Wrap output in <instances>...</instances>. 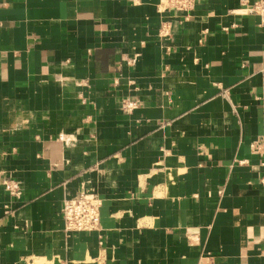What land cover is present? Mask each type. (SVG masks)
Wrapping results in <instances>:
<instances>
[{"label":"crops","instance_id":"obj_1","mask_svg":"<svg viewBox=\"0 0 264 264\" xmlns=\"http://www.w3.org/2000/svg\"><path fill=\"white\" fill-rule=\"evenodd\" d=\"M255 1L0 0V264H264Z\"/></svg>","mask_w":264,"mask_h":264},{"label":"built area","instance_id":"obj_2","mask_svg":"<svg viewBox=\"0 0 264 264\" xmlns=\"http://www.w3.org/2000/svg\"><path fill=\"white\" fill-rule=\"evenodd\" d=\"M201 0H161L160 7L164 11L175 12L188 19L191 12ZM246 14L256 15L260 25L264 27V0H256L252 6L244 9ZM137 108L133 101H124L122 110L130 113ZM13 181H5L6 190L13 196L19 197L21 192ZM102 200L91 192H82L77 197L66 199L63 203L61 214L65 222L67 233H80L97 230L100 226V209Z\"/></svg>","mask_w":264,"mask_h":264}]
</instances>
